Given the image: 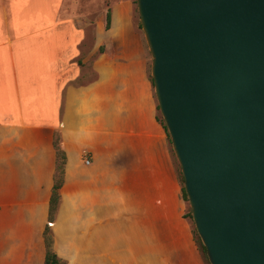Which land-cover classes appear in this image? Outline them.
Listing matches in <instances>:
<instances>
[{
	"label": "crops",
	"instance_id": "crops-1",
	"mask_svg": "<svg viewBox=\"0 0 264 264\" xmlns=\"http://www.w3.org/2000/svg\"><path fill=\"white\" fill-rule=\"evenodd\" d=\"M55 133L61 259L205 264L133 0H0V264H43Z\"/></svg>",
	"mask_w": 264,
	"mask_h": 264
},
{
	"label": "water",
	"instance_id": "water-1",
	"mask_svg": "<svg viewBox=\"0 0 264 264\" xmlns=\"http://www.w3.org/2000/svg\"><path fill=\"white\" fill-rule=\"evenodd\" d=\"M210 264H264V0H135Z\"/></svg>",
	"mask_w": 264,
	"mask_h": 264
},
{
	"label": "trees",
	"instance_id": "trees-1",
	"mask_svg": "<svg viewBox=\"0 0 264 264\" xmlns=\"http://www.w3.org/2000/svg\"><path fill=\"white\" fill-rule=\"evenodd\" d=\"M134 2L136 3L135 0H134ZM108 23H109V12L107 13V26H108ZM138 27L141 28L140 22L138 23ZM149 79H150L151 84L153 86L151 75H149ZM157 109H158V106H157ZM158 120L163 125V128L165 129V132H166L167 140H168L169 144L171 145L170 137H169V134L167 132V129L165 127L163 120L159 119V118H158ZM53 146H54L55 153H56V168H55V173L53 175V185H52L51 195H50V199H49V213H48V219L49 220H51L53 218V215H54V213L57 209V206H58L59 190H60V187H61L62 182H63L64 164H65V160H66V155H65L64 150L60 146L59 135L57 133H55V135L53 137ZM179 167L177 166L176 169L178 170L177 173H178L179 181H180V183L182 182V186H181L182 196L186 200L187 196H186V193H185L184 187H183V176H182L181 170H179ZM195 233L197 234V232H195V230L193 229L194 236H195ZM45 243L47 245V249L45 251L43 264H62L61 260L59 259L58 255L56 254V252L50 248V240L45 239ZM200 246H201V250L204 254V258H207L205 247L202 244V242L200 243Z\"/></svg>",
	"mask_w": 264,
	"mask_h": 264
},
{
	"label": "rangeland",
	"instance_id": "rangeland-1",
	"mask_svg": "<svg viewBox=\"0 0 264 264\" xmlns=\"http://www.w3.org/2000/svg\"><path fill=\"white\" fill-rule=\"evenodd\" d=\"M133 7H134V21H135V24L137 25V27H138V23H139V16H138V13H137V8H136V3L134 2V0H133ZM139 30L142 32V29L141 28H139ZM142 35H143V32H142ZM144 43H145V40H144ZM145 46H146V49H147V54H148V71H149V75H150V65H151V56H150V53H149V51H148V48H147V45H146V43H145ZM157 118H159V119H162V116H161V113H160V111H159V109H157ZM163 120V119H162ZM169 143V142H168ZM170 145V144H169ZM171 146V145H170ZM171 153H172V159H173V162H174V165L177 167H179V164H178V162H177V160H176V157H175V155H174V152H173V150H172V147H171ZM179 170H180V167H179ZM178 171V170H177ZM181 184V186H182V182L180 183ZM185 200V199H184ZM185 204H186V215H187V217L189 218V221H190V223H191V225H192V227H193V229L195 230V227H194V223H193V220H192V216H191V210H190V206H189V203H188V200L186 199L185 200ZM54 215H55V213H54ZM54 215H53V218L51 219V220H47V221H45V224H46V227H45V229H44V231H43V236H44V242H45V239H48V240H50V248L52 249V250H54L53 248H52V236H51V232L49 231V228L53 225V219H54ZM195 232H196V230H195ZM194 235V234H193ZM194 238H195V241H196V244H197V247H198V249H199V251H200V253H201V255H202V257H203V261H204V263L205 264H210L209 262H208V260H207V258H204V254H203V252H202V250H201V246H200V243H201V241H200V238L198 237V235L195 233V236H194ZM45 248L47 249V245H46V243H45ZM57 254V253H56ZM58 255V254H57ZM59 257V256H58ZM59 259L61 260V262H62V264H70L71 263V260L72 259H61L60 257H59ZM70 262V263H69Z\"/></svg>",
	"mask_w": 264,
	"mask_h": 264
},
{
	"label": "built area",
	"instance_id": "built-area-1",
	"mask_svg": "<svg viewBox=\"0 0 264 264\" xmlns=\"http://www.w3.org/2000/svg\"><path fill=\"white\" fill-rule=\"evenodd\" d=\"M84 162H85V163H89V160H88V159H85Z\"/></svg>",
	"mask_w": 264,
	"mask_h": 264
}]
</instances>
